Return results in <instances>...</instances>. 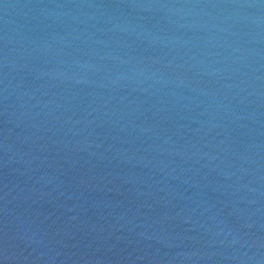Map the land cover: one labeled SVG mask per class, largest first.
Returning <instances> with one entry per match:
<instances>
[{
    "label": "water",
    "instance_id": "water-1",
    "mask_svg": "<svg viewBox=\"0 0 264 264\" xmlns=\"http://www.w3.org/2000/svg\"><path fill=\"white\" fill-rule=\"evenodd\" d=\"M0 264H264V0H0Z\"/></svg>",
    "mask_w": 264,
    "mask_h": 264
}]
</instances>
